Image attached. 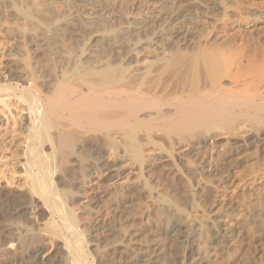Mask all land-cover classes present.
I'll return each instance as SVG.
<instances>
[{"label": "rangeland", "instance_id": "obj_1", "mask_svg": "<svg viewBox=\"0 0 264 264\" xmlns=\"http://www.w3.org/2000/svg\"><path fill=\"white\" fill-rule=\"evenodd\" d=\"M171 1L0 0V86L21 90L33 80L48 96L62 73L69 74L75 67L85 72L106 64L125 66L128 58L141 57L137 53L126 55L129 49L149 50L147 57L152 60L156 57L159 25H163L155 24L157 14H190L194 24L205 20L196 7L183 12L184 0H178L177 6ZM223 1L226 14L233 18L218 35L217 43L245 46L253 43L260 31L264 33V0ZM248 11L249 20L238 15ZM254 24L258 31L251 28ZM260 44H264L262 36ZM111 45L117 53L99 55ZM3 99L7 108L0 104V190L4 189L6 195L28 193L29 197L34 191L28 192L29 178L24 173V152L29 151L27 107L10 96ZM159 144V150H145L144 154L161 155V166L166 163L163 169L149 173L128 169L103 186L93 180L97 174L80 179L87 164L80 170L71 158L57 157L51 165L56 178L50 190L57 192L62 209L76 210L78 230L62 229L60 219L45 207L48 200L34 192L38 205L46 208L44 218H37L30 208L26 219H15L9 213L0 215V264H33L29 248L42 244L46 250L36 264H44L55 252L54 260L71 264L63 249L54 248L61 247L65 240L69 246L82 241L79 258L83 264H136L137 249L142 247L146 248V257H156L157 264H264V141L256 138L237 148L222 131L217 142H206L197 156L179 155L177 160L163 142L159 140ZM187 150L181 147L177 153ZM43 153L45 158L49 151ZM112 159L109 156L108 162ZM82 182L88 197L95 198L94 203L83 200L76 204L78 196L64 193ZM55 217L59 227L52 229L49 223ZM176 226L180 227V240L170 234ZM69 233L74 239L71 243ZM30 236L41 240L32 244ZM212 237L222 239V243L212 245Z\"/></svg>", "mask_w": 264, "mask_h": 264}, {"label": "bare ground", "instance_id": "obj_2", "mask_svg": "<svg viewBox=\"0 0 264 264\" xmlns=\"http://www.w3.org/2000/svg\"><path fill=\"white\" fill-rule=\"evenodd\" d=\"M177 1L171 2L176 5ZM196 1L197 4L193 0H184L183 12L196 7L203 13V22L194 24L190 14H177L175 10L174 14L155 16V24L162 22L163 25H159L156 57L152 60L147 57L149 50L129 49L125 51L126 55L137 53L141 57L128 58L125 66L106 64L99 70L85 72L75 67L69 74L62 73V78L48 96L33 80L21 90L11 85L0 86V104L5 109L7 105L3 97L6 96L27 107L26 146L29 151L26 149L24 152V173L29 178L28 192L33 190L48 200L45 207L60 219L62 229L67 232L77 229V214L76 210L62 209L57 201V192L50 190L56 176L51 165L57 157L71 158L80 170L83 164H87L84 174L79 175L80 179L84 181L85 177L93 178L97 174L93 180L103 186L120 178L128 169L136 173L163 169L166 163L161 166L164 164L161 155L144 154L145 150L155 151L161 144L159 140L172 151L176 160L179 155L197 156L206 142H217L222 131L228 134L231 145L237 148L250 144L256 138L264 141V44H260L264 33L260 31L257 36L253 33V43L245 46L217 43L218 35L228 27L232 14H226L223 0ZM210 12L215 14H208ZM248 13L238 15L249 20L251 15ZM256 26L251 27L253 31ZM115 52L111 45L99 55L104 57ZM12 77L18 81L17 76ZM181 147L188 150L178 154ZM46 150L49 153L44 158ZM109 156L114 161L108 162ZM84 189L82 182L81 186L76 184L74 189L64 193L68 197L78 196L76 204L83 200L94 203L95 198L90 199ZM3 191L0 190V215L9 213L15 219H26V210L30 209L34 210L37 218L42 219L46 215V208L43 204L38 205L40 201L33 196L34 192L26 197L28 193L25 196L15 192L6 195ZM62 210L67 214L65 212L64 215ZM56 217L49 221L52 229L59 227ZM65 222L68 224H63ZM170 234L178 240L182 237L179 226ZM140 236L141 233L136 238ZM72 238L70 243L74 240ZM39 239L30 236L29 241L39 242ZM211 240L215 246L220 241L222 243V239L219 241L216 237ZM79 241H73L70 247L65 240L59 242L61 247L54 248L63 249L70 256L71 264H83V259L79 258L82 241ZM137 241L134 242L137 244ZM42 246L29 248V252H33V264L46 250ZM137 250L136 264H157L156 257L145 256L146 248ZM56 253L50 254L44 264H68L54 260ZM84 264L87 263L84 261Z\"/></svg>", "mask_w": 264, "mask_h": 264}]
</instances>
